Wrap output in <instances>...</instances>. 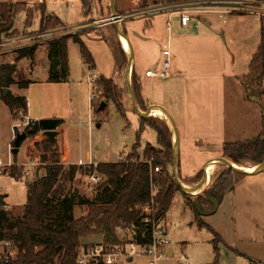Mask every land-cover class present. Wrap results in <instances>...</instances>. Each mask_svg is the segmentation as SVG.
I'll return each instance as SVG.
<instances>
[{
  "label": "rangeland",
  "instance_id": "rangeland-1",
  "mask_svg": "<svg viewBox=\"0 0 264 264\" xmlns=\"http://www.w3.org/2000/svg\"><path fill=\"white\" fill-rule=\"evenodd\" d=\"M14 1L25 8L15 18L13 30L8 35L1 36L4 41L16 42L3 49H15L26 43H35L37 35H41L42 43L33 63L23 60L17 64V80L23 75L25 79L37 81L38 86L33 93L28 90H17L18 86H13L12 88H15L13 92H19L20 95L27 97L31 112L38 117L36 120L49 117L48 119L64 121L58 129L56 143L61 162L67 168L75 166V178L67 185L66 195L75 198L77 203L84 198L94 200L99 185L91 183L90 178L93 175L100 176L93 171L99 164L125 162L136 158L145 161L144 152L147 145L158 146V135L148 126L141 134L140 148H135L137 134L141 129V117L134 109L125 81L129 55L123 47L117 25L111 27L106 25L111 23V0H90L91 18L84 14L83 0H69V5H49V11L54 12L64 24L59 26L51 22L55 29L46 32H42V20L48 17L56 19L53 15L45 13L44 10L40 12L38 8H31L21 0L11 2L0 0L1 3L7 4ZM148 4L151 5L150 1ZM116 5L119 14L124 16L140 11L144 3L142 0H117ZM27 11L33 14L29 21ZM204 17L210 25L202 23L199 30L183 28L177 17H174L172 25H169V14L165 13L153 17L127 19L121 24L134 51L132 84L134 80L138 92L141 85L143 86L142 74L146 75L148 70L155 71L162 64L164 46L171 38L170 78L152 79L157 83L153 100L166 104L167 110L180 129L181 120H186L190 135L198 142L203 141L205 154L201 155V160L219 156L224 142L246 141L259 136L264 114V106L246 100L242 87V78L249 72L252 57L258 50L264 21L255 16H239L231 17L225 24L217 15ZM149 22H152V27L147 26ZM67 35L82 37L84 44L94 56L96 66L92 70L89 69L82 59L79 44L71 41L68 50L71 69L69 81L64 84L46 82L47 73L44 65L48 42ZM230 39L234 41L233 44H228ZM16 57L15 51L4 52L0 55V65L15 64ZM49 65L51 71L50 60ZM93 74L115 81L126 115L120 114L113 102L108 103L105 113H97L99 106L106 101L103 98V89L98 85L99 98L91 104L92 86L89 78ZM1 96L0 91V160L3 163L11 161L13 166L22 167L26 173V177L20 181L9 175L0 176V193L6 197L10 221L16 222L23 218L27 206V185L45 173L44 165L36 155L35 145L46 138L43 133L30 136L15 159L11 143L14 127L20 125L17 134H21L28 131L30 122L27 116L24 114L22 116L21 113L14 119ZM223 108H226L228 119L225 131L224 128L208 122L218 114L221 115ZM42 114L44 117H39ZM152 118L157 124H164L169 128L167 120ZM196 120L204 121L203 126L196 128L193 125ZM205 134L212 138L208 141ZM169 140L172 142L171 131ZM193 162L198 166L196 161ZM237 165L247 170H253L258 166L247 161ZM10 168H0V173ZM192 169H189L190 171L183 169L182 178L185 179ZM225 169L226 167L222 166L216 167L215 173L210 175L207 189ZM169 172L174 177L172 165ZM194 182L197 185L199 180L194 178ZM228 206L229 203H226L214 214L204 215L205 208L213 209V203L206 198L201 203L189 201L182 191H176L172 207L162 221L169 224L167 238L170 245L166 249V255L157 264H251L249 259L238 255L237 249L232 248L233 217L229 215ZM75 207L76 218L86 216V209L78 204ZM143 212L145 215L155 214L154 209L149 206H146ZM198 215L222 238L218 254L215 251L216 234L207 228L198 227L196 222ZM118 237L127 242L132 236L129 232L119 231ZM102 242V236H90L84 241V245ZM130 249L128 247V251ZM146 260L147 257L140 256L135 257L133 262L124 264H141Z\"/></svg>",
  "mask_w": 264,
  "mask_h": 264
},
{
  "label": "trees",
  "instance_id": "trees-1",
  "mask_svg": "<svg viewBox=\"0 0 264 264\" xmlns=\"http://www.w3.org/2000/svg\"><path fill=\"white\" fill-rule=\"evenodd\" d=\"M11 1L7 0V2ZM142 1L144 3L142 8H146L149 6V1L151 5L169 6L180 0ZM83 4L85 14H89L91 1L83 0ZM21 6L13 3L0 4V38L3 34L8 35L13 30L15 18L24 11L25 7ZM41 8L45 7H38V9ZM32 18L33 14L27 11V20ZM51 22L63 26L59 18L48 17V19L42 20V32L55 29ZM147 26L150 27L151 23H148ZM71 41L79 44L82 59L89 69L95 68L94 56L84 44L81 36L67 35L56 38L48 42L49 60L51 62L55 59L60 60V66L57 74H54L53 69L51 70L50 83L68 82L70 77L68 50ZM38 49L39 45H35L17 50L15 51L17 55L15 64L0 65L2 100L10 109L14 119L19 113L28 116V99L11 93L4 98L3 90L11 89L13 86H18L20 90H26L33 84L22 76L17 80V64L22 60L34 61ZM99 80V85L103 89V98L106 101L104 103L107 106L103 111H100L101 104L97 113H105L108 103L113 102L120 114L126 115L115 81L103 76ZM135 85L133 80V89L140 109L147 111L148 106L144 104L143 100V86L141 85L140 92H138ZM242 87L248 102H256L264 106V26L258 50L250 63L249 72L242 78ZM33 124L34 122L31 121L27 128L28 131L33 127ZM148 126L156 131L158 146L147 145L144 152L146 160L142 161L141 158H136L135 160L128 159L125 162L99 164L97 169L93 170L103 178L102 183L97 187V196L94 200L84 198L78 203L75 198L66 195L67 185L75 178V166L67 168L62 164L56 141L51 142L44 139L35 145L36 155L44 165L45 173L27 185V206L22 219L16 222L10 221L9 211L6 209L8 207L6 197L0 194V241L10 240L19 246V264H78V253L82 247L152 244L155 226L166 217L172 207L176 191H181V189L178 187L175 177L169 172V167L171 165L174 167V154L172 142L169 140L170 131L166 125L157 124L152 117L141 119V129L137 134L135 148H140L141 134ZM15 132L18 133L17 129ZM18 155L13 154L15 159ZM222 155L236 164H241L244 161L252 162L255 165L262 164L264 162V114L259 136L251 140L225 143ZM149 162H152L153 167L161 169L160 173L153 176V180L159 188L155 197H152L151 192L152 176ZM3 175H9L18 181L26 177L24 169L17 166H12L10 170L4 171ZM203 175V171H200L195 179L200 181ZM244 177L245 175L226 168L213 180L205 193L194 201L192 196L183 194L189 201L201 203L204 198L207 200V197H211L222 204L226 196L235 190L236 185ZM57 200L59 201L57 202ZM77 204L87 210L86 216L75 217L74 211ZM146 206H153L155 214L145 215L143 209ZM196 222L199 228H207L216 234L215 251L218 254V246L222 242V238L199 215ZM119 231L129 232L132 237L124 242L118 237ZM90 236H102L103 242L96 245H84V241ZM250 262L254 264L253 261L250 260Z\"/></svg>",
  "mask_w": 264,
  "mask_h": 264
},
{
  "label": "built area",
  "instance_id": "built-area-1",
  "mask_svg": "<svg viewBox=\"0 0 264 264\" xmlns=\"http://www.w3.org/2000/svg\"><path fill=\"white\" fill-rule=\"evenodd\" d=\"M22 3L26 4L31 8H38L52 4H66L69 5V0H21ZM17 4V1L12 2ZM1 4V2H0ZM169 14V25H172L173 18H179V22L182 27H189L196 18L203 15H217L223 23H227L228 19L231 17L239 16H255L260 20L264 21V0H180L176 4L169 6L151 5L146 8L141 9L138 12L131 13L129 15H120V23H123L127 19H133L136 17H153L157 14ZM198 27V26H197ZM171 29V27L169 28ZM37 39L35 43H26L15 49L7 48L3 49L5 46L16 42L15 40H2L0 38V55L8 51H17L20 49H25L28 47H33L35 45H40L42 43L40 37L41 35L35 36ZM54 40V39H52ZM51 40V41H52ZM50 42V41H49ZM171 51L170 45L164 46L163 50V62L154 71L149 70L146 72V77L148 78H159L166 80L170 78L171 69ZM100 76L97 74L91 75L89 78V83L92 86L91 93V104L98 100L99 96L97 94L98 81ZM23 116V113H21ZM31 122V121H29ZM30 125V123H29ZM20 128L17 125L15 129ZM20 134V133H19ZM18 134H16L17 136ZM15 136V138H16ZM151 166V176L152 185L151 192L152 197H155L158 192V185L154 182V174L161 172L159 167H153L152 162H149ZM13 162L3 163L0 160V168L12 167ZM3 173H0V176ZM91 183L99 185L102 183L103 178L101 176L93 175L90 178ZM154 204V201H153ZM151 207V206H149ZM151 209H154L153 206ZM161 220L158 225L154 228L152 244L140 246L137 244H127V246H104L97 245L94 247H82L78 253V264H124L126 262H133L135 257L144 256L147 260L141 264H157L165 255L166 249L170 245V241L167 238V224L162 223ZM130 247V251H128ZM20 250L19 246L10 240L0 241V264H19Z\"/></svg>",
  "mask_w": 264,
  "mask_h": 264
},
{
  "label": "crops",
  "instance_id": "crops-1",
  "mask_svg": "<svg viewBox=\"0 0 264 264\" xmlns=\"http://www.w3.org/2000/svg\"><path fill=\"white\" fill-rule=\"evenodd\" d=\"M52 5L56 6L58 4H52ZM60 5H63V4H60ZM64 5H66V4H64ZM48 6L49 5L43 6L45 8H43V9L41 8V9L44 10L45 13L53 15L55 18H59V17H57V15L54 12L49 11ZM41 9H40V12H42ZM118 11L119 10L117 9V12ZM84 14H85V12H84ZM118 14H119V12H118ZM85 16H87L88 18H91V13L85 14ZM62 23H63V21H62ZM202 23H206V24L210 25V22L207 19H205L204 15H203V16L196 18L195 21L189 27H185V28L193 29V30H199ZM106 25L111 27V26L116 25V24L111 22V23H108ZM150 27H152V22H151ZM188 29H184V30L187 31ZM201 36L202 35H199V36L196 35V37H201ZM233 43H234V41L232 39H230L228 42V44H233ZM168 44L171 46V38L169 39ZM259 44H260V42H259ZM46 49H47V52L45 53L46 62L44 65V70L47 73L45 81L49 82V76H50L51 71L49 69L50 65H49L48 45H47ZM38 51H39V49H38ZM38 51H37V53H38ZM26 61H30V60H26ZM30 62L33 63V61H30ZM134 63H135V61H134ZM52 69H53V66H52ZM70 73H71V69H70ZM100 76H102V75H100ZM152 79L153 78H148V77H146V75L142 74L143 99L145 102H147L146 104L148 106L150 105L149 107H151V106H162V107L167 109V106L165 103L156 102L153 100L155 92H156L157 83L152 81ZM25 80L31 81L33 83V84H31V86L28 89H26L30 93L31 92L33 93V90H35V88L38 86L39 83L37 81H34V80L33 81L29 80V79H25ZM64 83H66V82H64ZM64 83H59V84H64ZM165 85H167V83L164 84V86ZM14 89L15 88L11 89V91H10L11 94L16 95V96H22L19 94V92H17V93L13 92ZM17 90H20V89L17 88ZM91 93H92V91H91ZM22 97H25V96H22ZM1 99H2V96H1ZM225 110H226V108H223L222 112H220L221 115L218 114L216 116V118H213L211 121L208 120V122L211 125L220 126L221 129L224 128V131L227 130V126H228L227 113ZM157 113L164 115L161 112H157ZM43 115L44 114H42V116H39V117L43 118L44 117ZM27 118H28V121H32V122L40 121V120H36V119H38V117L34 116V113L31 112L29 101H28V116H27ZM48 118H45V119H48ZM203 123H204V121L196 120L193 125L196 128H199V127L203 126L202 125ZM176 125H177L179 135H180L181 175H182L183 169L190 171L193 168L191 173L187 174L185 179L182 178L184 180L183 183L186 186L191 187V185H193V186L195 185L196 182H194V178L196 177V175L200 171L203 170L202 168L209 161L214 160V159H218V158H222L221 157L222 153H220L219 156H216L214 158L210 157V158L201 160V155L205 154V148H204L203 141L198 142L194 139L193 136L190 135V130H188L189 125L187 124L186 120H184V119L181 120L182 129H180V127H178V124H176ZM201 133H202V131H201ZM15 136H16V132H15V127H14L13 136L11 138L12 146H13V142L15 140ZM204 136L208 137V141L212 138V137H210V135L205 134ZM57 138H56V140H57ZM225 143L226 142L223 143V146ZM23 144H22V146H23ZM201 145H203V147H200ZM22 146H21V148H22ZM222 152H223V147H222ZM19 154H20V152H19ZM199 157H200V159H198ZM197 159H198V161H197ZM193 161H196V163H198V166H196ZM200 195H202V194H200ZM200 195L192 197L193 201L195 199H197V197ZM226 203H229V206H228V208L230 209L229 215L233 217V219H232L233 223H231L232 234H233L232 248L237 249L236 252L238 253V255H241L243 258H245V259L247 258V259L253 261L254 264H263L264 263V171L262 173L256 175V176H245L243 179H241L239 181V183L236 185L235 190L226 196L223 203L220 204L221 205L220 207H222ZM203 207H204V205H203ZM6 209L9 211L8 208H6ZM205 209H206L205 210L206 212H211L214 209V207L212 210H209L207 208H205ZM239 247H241V248H239ZM238 249H241V250H238ZM168 253L170 254V252H168Z\"/></svg>",
  "mask_w": 264,
  "mask_h": 264
},
{
  "label": "water",
  "instance_id": "water-1",
  "mask_svg": "<svg viewBox=\"0 0 264 264\" xmlns=\"http://www.w3.org/2000/svg\"><path fill=\"white\" fill-rule=\"evenodd\" d=\"M116 1L117 0H111L110 3L111 13H112L111 22L117 25V28L119 29L120 37L126 39L129 45L128 64L125 71V81H126L128 94L130 96L135 111L138 113L141 119L151 118L157 112H161L166 116L172 134V147L174 154L173 173L176 183L178 187L181 189V191L185 195H189V196H197L204 193L207 187L209 186V181H210L209 167L211 165L226 167L234 170L236 173L245 176H256L262 173L264 171V162L258 165L253 170H246L244 168L239 167L236 163L222 157L211 160L204 166L202 170L204 173L203 178L199 181L197 185H195L194 187H188L183 183L182 178L180 176V135L174 118L172 117L170 112L162 106H151L147 111H142L140 109L132 84V72L134 70V51L131 46L130 40L127 38L126 34L122 30V26L120 23L121 19H120V15L117 12ZM52 66H53L54 74H57L59 72L60 60L55 59L52 62ZM10 91H11L10 89L3 90L4 98H6L8 94H10ZM106 106H107L106 103H102L100 111H103L106 108ZM63 123L64 121L58 119H44L34 122L33 127L29 131L18 134L16 136L14 140V148L12 150V153L14 155H18L22 144L29 138L30 135H37L39 133H43L46 139L50 140L51 142H55L56 138L59 135L58 129ZM207 199L211 203H213L214 209L211 212L204 213V215L214 214L219 209L220 203L216 199L211 197H207Z\"/></svg>",
  "mask_w": 264,
  "mask_h": 264
},
{
  "label": "bare ground",
  "instance_id": "bare-ground-1",
  "mask_svg": "<svg viewBox=\"0 0 264 264\" xmlns=\"http://www.w3.org/2000/svg\"><path fill=\"white\" fill-rule=\"evenodd\" d=\"M121 42L123 44V47H124L125 51L129 52V45H128L127 40L124 39V38H121ZM153 117L159 118L161 120H167L166 116H164V115H162L160 113H155ZM211 166L209 167V174L213 175L215 173V171H216V167L217 166L216 165H213L212 167Z\"/></svg>",
  "mask_w": 264,
  "mask_h": 264
}]
</instances>
